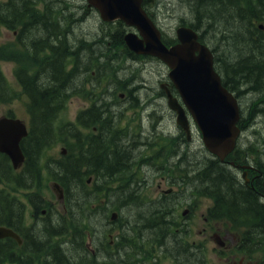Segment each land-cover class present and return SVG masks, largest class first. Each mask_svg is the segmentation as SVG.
I'll list each match as a JSON object with an SVG mask.
<instances>
[{
  "label": "trees",
  "instance_id": "trees-1",
  "mask_svg": "<svg viewBox=\"0 0 264 264\" xmlns=\"http://www.w3.org/2000/svg\"><path fill=\"white\" fill-rule=\"evenodd\" d=\"M177 1L183 7V12L185 11L181 24L198 30L202 34V39L207 41L211 39L207 33L209 28L214 34L221 36L222 53L226 52L230 61L236 62L235 66L234 64L228 66L229 74L245 85H249L253 98L260 96L264 89V45L257 37L258 29L254 26V18L251 23V17H256L257 14L256 5L248 4L252 11L250 13L245 12V0ZM87 11H94V9L89 8L85 0L80 2L77 0H0V31L2 28L17 31L18 44L26 51L36 67L31 69L23 66L15 70V77L27 100L29 136L22 142L26 162L20 172L13 170L8 158H2L0 174L7 178V186L17 183L24 189H31L36 181H39L40 178L36 177L41 175L43 169L42 154L52 144L64 140L68 132L66 125L72 128L71 134L74 138H80L78 136L80 131L75 127L76 125L58 123L70 97L78 92L77 89L81 85L78 81L92 77L94 71H97L98 78H101L102 71L104 76L114 74V77H117L115 66L118 62L117 57L123 54L122 51L125 52L127 59L138 58L125 46L124 34L127 27L122 22L103 23L108 28L101 27L95 31H88L84 28L85 23L89 21V18L84 16ZM251 14L253 15L250 17L251 32H249L246 24ZM224 33L226 35H223ZM16 96L17 92L8 84L0 69V103L10 102ZM106 109L96 105L83 111L80 119L84 116L92 118L90 122L88 119L85 121L84 118L83 125L88 126L94 123L96 116H100L98 122L106 120L109 112H112L109 109L106 115ZM109 125L111 124H105V126ZM95 141L103 145V151L106 150L104 137H97ZM118 147V152L109 153L106 156L99 155L97 149L90 150L88 154L90 164L104 173L113 171L119 165V171H122V166L128 162L127 153L131 151L127 146ZM80 160L71 158L69 163L67 159H63L57 161L53 167L54 178L52 179L63 186L72 203L79 201V204L76 203L77 206L71 207V236L67 245L70 251L68 255L60 256L61 250L54 249L58 253L53 258L49 260L46 258L42 263L33 260V264H69V262L72 264L73 261L83 264L84 259L95 260L97 257L87 248L85 249L89 233L93 232L91 236L93 242H95V236L96 238L98 236L87 223L92 220L90 213L96 209L93 208L95 198L89 197L86 191V178L81 177ZM206 164V168L200 172L199 196L212 199V206L208 212L210 218L218 221L228 220L239 225L249 224L251 228L244 232L242 249L247 253H253L258 249L260 241L264 240L263 198L253 189L238 184L219 159H210ZM113 184H115L113 178H103L102 181L96 182L97 192L98 190L106 192ZM136 190L133 182L124 181L118 190L122 193L120 197L122 201L119 205L132 212L135 211V217L140 215L135 222L147 223L146 226L151 228L148 230L155 231L159 238H163L161 245L167 246V238L172 241L170 243L176 248L174 251L176 257H174L180 262L186 264L197 260L200 264H205L202 252L189 251L181 241L182 236L179 240L175 239L177 236L173 237L174 239L171 238L170 231L173 223L168 219L170 205L163 203L166 205V207L163 206V223H158L162 222L159 206H153V204L150 207L144 206V202H139ZM73 191H79L78 195ZM81 198L83 202H80ZM105 200H111L110 195H105L103 201ZM108 210H112L109 201L104 206L106 215ZM76 211L81 216L77 215ZM17 216V198L6 189L0 188V225L7 224L17 230L15 225ZM130 227H126V231L122 230L120 241H128V238L135 240L138 238L137 231H146L143 225H138L134 229ZM59 233L64 235L67 232L49 231L52 240ZM103 236L105 240L103 248L106 252H110L112 248L109 237L107 233ZM118 238L119 236L116 237ZM12 243L14 242L9 243L8 246L16 249ZM94 246L97 245L94 244ZM76 250H81L85 258L77 256ZM1 258L0 264H6L8 259L3 257L2 261ZM137 258L138 256H131L126 247L116 264H138ZM104 264H115V262L106 260Z\"/></svg>",
  "mask_w": 264,
  "mask_h": 264
},
{
  "label": "rangeland",
  "instance_id": "rangeland-1",
  "mask_svg": "<svg viewBox=\"0 0 264 264\" xmlns=\"http://www.w3.org/2000/svg\"><path fill=\"white\" fill-rule=\"evenodd\" d=\"M77 1L80 2V0ZM246 3L247 4L245 5V7L248 4L256 5V17L264 18V0H251L250 2L249 0H246ZM162 9L164 12V19L162 20L163 29L168 33L169 36H171L173 35L174 27L180 22V18L183 16L185 11L183 12V7L179 4L177 0H163ZM171 13H173L175 17H172L170 15ZM84 16L90 18V20L86 22L84 26V28L88 31H95L98 28L100 29L101 27L108 28L107 26L105 27L103 24H101L100 18L97 14L95 15L91 13V11H87ZM249 22L250 18L248 17V22L246 26L248 28V31L251 32ZM207 33L210 35L211 40L215 42L216 46L221 48L220 54H222V60L225 61L228 66L230 64H234L235 66L236 62L230 61L226 52H224V54L222 53V47L220 46L222 43L220 41L221 36H217L216 34H214V32H212L210 28L208 29ZM211 34H213V36ZM223 35L226 34L224 33ZM126 60V58L120 59L117 67V78H120L121 80H114L111 83V86L113 88L118 87V89L121 90L130 81L135 85L139 84L140 89H143L141 97H143L144 99L153 100V96L156 95L154 93V85L156 84L158 79L163 78L167 75L168 72H166V67L162 66L156 61L150 60H141L138 61L136 65L132 66L128 64ZM19 66H27L31 69L36 68L35 64L32 62L31 58L26 53V51L16 42V33L7 29H2V31L0 32V68L3 70L10 86L15 89L19 95H17L16 98L13 99V101L10 103L0 104V117L6 116L8 113L11 112L15 114V116L20 117L21 119L28 122L29 114L26 106V98L22 94L20 86L14 75L15 69H17ZM95 76L96 74L94 76L92 75V77H88L87 81L85 80L84 82L78 81L80 83H83L82 85H85V87L79 94L72 96V98L67 103L66 108L61 113L58 123L65 124L66 122L75 121L77 117L76 115L81 110L91 106L97 101H100L102 97L105 98V103L108 105L117 103L115 101L114 96H116V98H118L119 96L118 99H121V93H119L117 96L113 93V90L108 89V82L106 79H112V75L107 76L106 79H104V76H101V78ZM253 102L248 104V109L250 111L248 121L250 119L251 122L254 123V126L252 128L253 132L257 134V136H260V134L263 132L262 128L264 129V110L259 109L258 107H256L257 105L255 104V117H251V107L253 105ZM121 104L122 106L127 105L126 102H123ZM120 110L125 112V114L121 117V119H123V122L121 123L122 129L125 131L124 127H126L128 124H131L133 128L132 131L135 133L138 132L139 120L141 117L140 109L135 110L134 112L132 108L127 109L121 107ZM195 133H197V130H195ZM84 134L86 141L87 138L94 134V131L91 128H88L83 130V135ZM130 134L132 133L130 132ZM61 138L63 139V137ZM156 139L157 136L153 135L152 141ZM252 139L254 142H257L255 138ZM195 140L197 146L199 148H202L200 134H196ZM170 145V140L166 141L163 139L162 146L163 148H167L165 151L163 150V194L168 193L170 191L172 193V196H167L169 197L168 204L170 206H172V204H176L174 208L170 209L172 211L168 216L169 220L172 221L174 224L170 231L171 238L177 236L175 237V239L179 240L180 236H182L186 244H189V248L191 247L190 245L195 248H199L203 254L205 263L207 264H241L242 260H244L243 264H264V243L260 246L258 252L253 253L251 255H247L242 251H239L238 247L242 244L244 232L248 229V227L246 228L242 226H237L233 223H228L229 221H220L219 223H216V221H212L211 223H207L204 220V218L207 216V209L211 206V202L208 198L198 196L195 192L188 193V189H186L187 185L184 183V180L187 181V178H172L176 173H170V167L177 169V172L178 167L175 165H170L172 159L177 157V154L174 150V147H176V143L173 142L172 145ZM78 146V142L73 140L68 141L67 143L59 142L55 144L53 147L45 151L42 162L43 165L46 163H51L52 169L54 162L61 161L68 154L70 155L76 153ZM66 148L68 150L67 154H62L63 150H66ZM159 150L160 148L157 149L153 154L156 155ZM248 152L252 155L261 156L264 152V148L262 147V145H259L257 148L253 147L252 149H249ZM160 165L161 157L158 156L151 159L150 165L138 164L135 168V173L138 174L140 177L133 179H136L139 182L136 187L140 185L138 190H140L143 194L145 201H152L154 198L159 197L161 171ZM145 170H148L146 178H142L141 176L143 175ZM130 172H132V170ZM130 175L131 174L128 173V177ZM178 175H182V173H178ZM50 178L51 177L49 168L44 167L41 172L40 179L38 182H36V187L33 190H21L16 186L4 187H6L9 192H11L14 196L18 198L20 197L25 199V196L28 198L30 195L37 194L43 197L45 200L51 202L54 206H56L57 211L61 212L63 209V205L62 202L58 200L57 192L52 189L53 184ZM182 179L183 181H180ZM92 180L93 183L89 187H86L90 194L92 193V191H95L96 188V180ZM177 180H179L180 182L172 183ZM180 184L182 185L179 186ZM1 186H3V183H1L0 181V187ZM118 187L119 182L111 186L109 190V195L113 199L115 205H119L120 201H122V199L120 198L122 196V193L118 191ZM73 192L77 194L79 191ZM99 195H103L102 192H100ZM167 197H165V199ZM82 198L80 199V202H83ZM108 201L109 204H112L110 200H107L105 203H108ZM76 203L79 204V201L73 204L77 206L78 204ZM100 203L101 202L98 201V204H95V211H92L90 213L92 222L87 223L88 225L90 224L92 229H95L98 238L101 240V238H103V233H112L113 226L110 223L111 219H109L111 217V214L106 216V213L104 211V202H102L101 204ZM69 208L71 207L69 206ZM121 208L123 209L124 207L121 206ZM186 210L188 211L186 215L183 216V212ZM76 212L77 215L81 216L78 211ZM135 213V211L132 212L128 210V208H124L123 214L127 219L129 218L128 221L130 223L131 229L138 227V223L134 221ZM67 217H69V215ZM41 229L42 227L38 226L37 231L40 232ZM59 230L67 232L68 229H66V226L62 222L56 221L53 223L52 228L49 226V230H47V232H58ZM120 232L121 229L116 232V235L121 234ZM137 232L138 233L136 235L138 238H135V240L128 238V241H121L119 247L115 250L112 256H109L108 252H106L105 249L101 248L99 249L101 250V252L98 254V261L84 259L85 262L83 264H104L106 260L112 262L114 261L116 264V261H119V259H121L122 255L124 254V249L126 247H128V251L131 256H141L140 258H137L139 260L138 264H177V262L172 259V257H176V254L174 253L176 248H174L173 244L170 243L172 241H169V239L167 238L168 240L166 239V243L168 252L160 253V247L155 240L159 238V235H157L155 231L146 230ZM215 235H219L220 240L225 243L224 247L221 248L215 242ZM48 238L49 240L47 239V241H43L49 243L48 245H53V247L47 246L44 249V251L46 252L51 251V254L47 256L49 259L53 258L58 253L57 251H54L52 249H58V251L61 250L60 254L68 255L70 250L66 245H56L52 242L50 235H48ZM59 240L64 241L66 240V237H60ZM100 242L102 243V240ZM27 251L28 250L23 249L21 255L27 253ZM149 251H152L151 255ZM229 251L231 252L229 253ZM75 252L76 255L80 258L84 257L83 252L81 250H76ZM40 253L41 252L36 251L35 255L39 256ZM0 255H2L1 252ZM25 259L30 260L29 262L33 264V259L29 257H25ZM6 264H16V262H11L8 259L6 261ZM69 264H71V262H69ZM72 264L79 263L73 261ZM193 264H198V262L194 261Z\"/></svg>",
  "mask_w": 264,
  "mask_h": 264
},
{
  "label": "flooded vegetation",
  "instance_id": "flooded-vegetation-1",
  "mask_svg": "<svg viewBox=\"0 0 264 264\" xmlns=\"http://www.w3.org/2000/svg\"><path fill=\"white\" fill-rule=\"evenodd\" d=\"M147 3L150 4L149 2ZM259 29L260 30L258 32V38L264 45V21ZM212 50L215 54V67L219 75L221 76L222 83L238 99L243 110V115L249 117L250 111L248 109V104L253 101L254 102L252 106H255L256 104V107H258L259 109L264 108V89L260 96L253 98L252 91L250 90L249 85L247 86L244 83L238 81L235 76H231L228 72V64L222 60L220 52H216V47H213ZM169 84L171 83H167L168 86H171ZM158 88V94L153 96V100L144 99L139 94L136 96L139 99L138 107L141 113L138 132L136 133L132 131L133 128L131 124H128L126 127H124L125 131L121 127V123L123 122V119H121V117L125 114V112L121 111L120 108H130L132 107V105L130 104H127L125 106H122V104H120L115 107L111 113L113 117H106V120L101 122L103 124V126L101 127L94 125L98 123L100 116H96L94 123L88 126L83 125V119L85 118V121L86 119H88L90 122L92 118L84 116L82 119H80V116L76 117L75 127L80 131V134L78 133V136L80 138H77L79 146L76 153L69 155V159H81V177L83 178H85V176L87 175H91V178H98V180H101L102 178H126L128 177V173L131 174L128 178H138L140 176L135 173L136 166L138 164L150 165L151 159L157 157V155L152 154V151L156 148H160L161 152L159 156L161 157V171L159 197L155 201L158 200L163 221V131L167 132L169 135L175 136V133L177 135L175 137V148L177 150L176 153L178 155V163H175L174 161H172L171 163L178 167V172L182 173V175H178L177 169L172 167H170L169 172L176 173L172 178H187V181L189 183L187 184L186 189H189V193H194L195 191L197 192L200 188V172L206 168V163L210 160V158H204L199 162V153L195 151L194 144H189L185 140L183 141V130L180 126L177 125L176 114L173 111L163 109L164 88L161 87V85ZM130 97H132V95ZM122 102H128L126 96L124 97ZM99 103L101 104V101ZM167 116L168 120L166 119ZM163 119H165L166 122H163ZM107 123H110L111 125L105 126V124ZM70 125L73 126V122H70ZM88 128H91L94 131V134L87 138L85 141V134L83 135V130ZM262 130V139L264 140V129L262 128ZM130 132L132 134H130ZM249 134L251 135V132ZM153 135L157 136V139L154 141H152ZM97 137H104L106 139V143L104 144V147H106L105 151H103L102 149L103 145L100 142L95 141ZM239 140L240 142L242 140L241 144L239 142L241 148L239 150L236 149L231 154V158H229L222 164L231 173L232 177L235 178L238 184L254 189L257 195L261 194L260 192L264 191V158L251 155L247 151L248 147L253 145L254 143L248 141L243 137V135ZM118 146H127L131 151L130 153H127V156L129 158L128 162L125 163L126 166H122L124 169H129L126 175H121L119 173L120 165L114 168L113 171L110 170L108 171V173H104L101 170H97V168L94 167L93 164H90L88 158V154L91 152L90 150L97 149L99 154L106 156L109 153L118 152ZM132 146L135 147L133 148ZM131 170L132 172H130ZM147 171L148 170L144 171L143 175L141 176L142 178H146ZM68 199L69 196L64 195V198L60 200L63 204V209L61 212H59L57 211L56 206L37 194L30 195L28 198L25 196V199L19 197L17 199L18 216L15 217V225L17 227V233L21 237V242H17V248L13 249L10 248V246L6 245L10 242L7 238L2 239L0 241V245L1 249H3V254H8L12 259L16 260L17 264H32L31 262H29L30 260H26L25 257H29L34 261L46 258L47 260H49L47 256L51 254V251H44L49 243L43 240H49V233L47 232V230H49V226L52 228L53 223L57 220L58 222H62L65 226H68L67 219L63 215V212L67 210V206H65V203L68 202ZM135 219L136 217L134 218V221ZM204 220L207 223H211L213 219L206 216ZM213 221L215 222V219ZM219 222L220 221L218 220L216 221V223ZM146 224L147 223H138V225H143V227H145ZM38 226L42 227L40 232L37 231ZM66 234H69V230ZM61 235L63 234L59 233V236ZM69 241H65L64 245L67 246ZM23 249L28 251L27 253L21 255ZM36 251L41 252L39 256L35 255ZM230 252L231 251H229V253ZM241 264H243V260L241 261Z\"/></svg>",
  "mask_w": 264,
  "mask_h": 264
},
{
  "label": "water",
  "instance_id": "water-1",
  "mask_svg": "<svg viewBox=\"0 0 264 264\" xmlns=\"http://www.w3.org/2000/svg\"><path fill=\"white\" fill-rule=\"evenodd\" d=\"M86 1L99 12L102 20H121L137 29V33L125 35L130 50L136 54L156 56L172 68L170 78L198 124L205 146L223 160L236 144L239 108L236 100L222 87L213 69V55L207 46L198 41L197 32L189 27L178 28V43L168 48L162 41L160 30L143 9V0ZM167 93L170 108L178 112V124L189 132L184 109L168 90ZM27 133L23 121L0 119V152L11 158L14 168H18L24 160L20 142ZM55 188L59 191L57 184ZM4 237L19 239L14 231L0 227V238Z\"/></svg>",
  "mask_w": 264,
  "mask_h": 264
},
{
  "label": "bare ground",
  "instance_id": "bare-ground-1",
  "mask_svg": "<svg viewBox=\"0 0 264 264\" xmlns=\"http://www.w3.org/2000/svg\"><path fill=\"white\" fill-rule=\"evenodd\" d=\"M244 4L246 5L247 3H246V0L244 1ZM246 8V10L245 11H249L250 13H252V11L249 9V7H248V5L245 7ZM253 14H251L250 16H249V18L252 16ZM253 18H256V17H254V16H252L251 17V23H252V19ZM254 21V20H253ZM251 111H252V116L251 117H255V106H252L251 107ZM249 122H251V120L249 119ZM48 246H50V247H53V245H48ZM3 249H1V245H0V252H1V254L2 255H0L1 257H2V259H3V257H5V258H7V259H9L11 262H16V260H14V259H12L8 254L7 255H5V254H3ZM17 264V263H16Z\"/></svg>",
  "mask_w": 264,
  "mask_h": 264
}]
</instances>
